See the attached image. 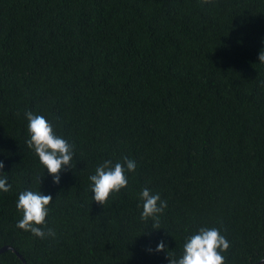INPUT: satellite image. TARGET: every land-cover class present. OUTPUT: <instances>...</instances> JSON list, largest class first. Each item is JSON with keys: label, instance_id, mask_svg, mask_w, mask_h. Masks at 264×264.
Here are the masks:
<instances>
[{"label": "trees", "instance_id": "obj_1", "mask_svg": "<svg viewBox=\"0 0 264 264\" xmlns=\"http://www.w3.org/2000/svg\"><path fill=\"white\" fill-rule=\"evenodd\" d=\"M262 50L264 0H0V264H168L157 244L179 258L200 227L230 241L225 264L259 263ZM25 111L73 145L58 184L26 145ZM123 157L127 188L92 200L89 176ZM144 188L167 201L160 229L140 219ZM24 190L52 196L38 227L55 238L16 227Z\"/></svg>", "mask_w": 264, "mask_h": 264}, {"label": "clouds", "instance_id": "obj_2", "mask_svg": "<svg viewBox=\"0 0 264 264\" xmlns=\"http://www.w3.org/2000/svg\"><path fill=\"white\" fill-rule=\"evenodd\" d=\"M212 0H201V4L206 5ZM259 61L264 63V50L259 54ZM28 121L27 131L29 139L26 145L32 149L39 159L43 169H47L52 176V182H60V172L64 169H72L74 151L73 145L63 137L58 136L54 131L52 123L44 116L32 111H25ZM4 164L0 161V169ZM135 160L123 157L122 162H113L111 159L104 160L96 169L95 174L89 176L90 191L94 195L92 200L101 205H105L113 193H118L128 186V173L136 171ZM36 183H41V175L36 177ZM12 185L8 183V178L0 173V192L7 193ZM139 200L142 204L140 219L151 221L152 229H160V217L167 208V201L161 199L159 193H152L150 189L144 188L139 193ZM52 203L51 195H44L39 190H24L19 192L16 202V209L22 213L16 227L31 233L41 240L51 237L55 238L56 232L53 228L43 229L46 217L49 215V205ZM231 247L230 241L221 234L216 227H200L195 233L187 236L183 244L182 253L176 258L175 253L167 250V246L161 240L155 251H165L168 257V264H225L226 253ZM264 261V258H258Z\"/></svg>", "mask_w": 264, "mask_h": 264}, {"label": "water", "instance_id": "obj_3", "mask_svg": "<svg viewBox=\"0 0 264 264\" xmlns=\"http://www.w3.org/2000/svg\"><path fill=\"white\" fill-rule=\"evenodd\" d=\"M6 249H9V247L8 246H4V247H2V248H0V252H3V251H5ZM20 257V256H19ZM261 262H263V261H260L259 263H257V264H260ZM22 263L23 264H25V261L24 260H22Z\"/></svg>", "mask_w": 264, "mask_h": 264}]
</instances>
